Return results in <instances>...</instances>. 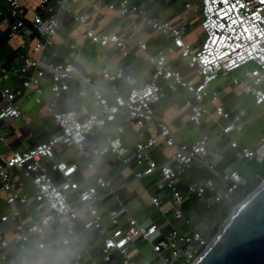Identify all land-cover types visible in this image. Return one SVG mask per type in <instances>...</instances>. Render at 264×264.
<instances>
[{
	"label": "built area",
	"instance_id": "1",
	"mask_svg": "<svg viewBox=\"0 0 264 264\" xmlns=\"http://www.w3.org/2000/svg\"><path fill=\"white\" fill-rule=\"evenodd\" d=\"M22 1L4 0L0 6L10 37L23 40L17 63H0V188L9 208L0 216V228L14 227L0 232V264H17L12 252L31 247L42 252V264H194L242 203L236 201L248 181L233 164L220 166L224 154L215 139L204 134L193 143L180 142L156 108L169 95H178L189 110L187 123L195 129L208 120L220 130L217 139L241 133L256 116L249 118L245 109L234 113L219 103L222 92L214 85L222 79L241 86L260 109L258 117L264 116V0H184L185 15L177 22L150 14L156 0H95L94 7L83 11L74 0H41L34 29L25 25ZM105 11L123 20L124 35L100 28ZM62 15L84 29L82 42L69 44L66 53L56 50L54 42ZM192 18H198L204 32L199 48L188 40ZM143 28L158 32L166 43L151 47L140 39ZM86 45L114 46L122 60L139 51L144 66L151 67L148 81L138 83L133 63L115 71L103 67L101 80L85 74L81 60ZM249 64L254 67L245 70L246 80L234 75ZM72 91L77 103L60 107ZM30 104L52 122L28 116ZM152 124L157 136L145 133ZM130 131L138 136L133 145ZM29 136H36L33 146H28L33 142ZM161 145L173 149L166 161L152 155ZM231 148L238 149L242 161L264 162V135L251 147L232 141ZM100 164L123 169L107 179ZM197 165L211 176L181 190L183 176ZM89 172L96 173L94 183L86 179ZM146 181L153 182L154 192L146 189ZM134 183L145 186L154 208L164 215L173 212L179 221L185 219L183 205L194 198L212 212L210 226L186 224L187 232L172 227L165 233L152 221L140 223L122 197ZM166 191L170 207H165ZM141 242L149 252L137 246Z\"/></svg>",
	"mask_w": 264,
	"mask_h": 264
},
{
	"label": "crops",
	"instance_id": "2",
	"mask_svg": "<svg viewBox=\"0 0 264 264\" xmlns=\"http://www.w3.org/2000/svg\"><path fill=\"white\" fill-rule=\"evenodd\" d=\"M112 2L118 0H109ZM40 2L41 0H23V7L25 14L23 15V19L25 25L28 28L34 29L33 17L35 13H38L40 10ZM4 3V0H0V6ZM74 3L77 9L83 11L95 6V0H74ZM150 14L158 17L160 21H179L185 15L184 9V0H156V2L150 7ZM0 21H4L0 27V63L3 65L16 64L19 56L22 53L21 45L22 38L20 37H10V29L8 22L4 19H0ZM62 26L58 32V35L54 38L56 50L61 53H66V50L72 42H82V36L84 35V29L71 21L67 15L61 16ZM191 24L194 25L190 31L188 40L191 41L196 48H199L198 41L201 37H204L203 30L198 26V18H192L190 20ZM199 27V28H198ZM100 28L107 33L110 34H119L124 35L126 30L124 29V23L122 19H119L116 15L108 13L105 11V17L100 23ZM201 32L199 36L198 32ZM38 38L41 41H44L45 38L40 34H37ZM198 35L199 37H196ZM140 39L144 42H147L151 47L156 45H164L166 43L165 38L159 34L158 32H153L148 29L143 28L140 32ZM205 39V37H204ZM133 63L137 69L134 71V76L137 78L138 83H142L143 81H148V78L151 73L150 66H144V58L141 56V53L135 50L132 53V57L127 60H122L119 56L118 51L114 46H108L106 48H102L100 46H91L86 45V52L84 54L83 59L81 60V66L83 72L87 75L92 76L93 78L100 79V73L103 67H108L111 71H115L117 67L122 65H127ZM254 67V64H249L245 68L239 69L234 72V75L237 76L241 80H246L245 70L251 69ZM180 70L183 72H188V69L184 66H178ZM214 87L221 90V96L219 98V103L221 105L227 106L234 113H238L240 110H247V114L249 118L256 116V119L249 123L241 133H234L229 137H223L222 139H217L220 130L210 124L208 120L204 121V126L201 130L195 129L193 126L189 125L188 115L189 110L183 104L180 97L178 95H169L166 99L162 101V104L156 108V113L165 119L170 125L176 130L177 138L180 142L183 143H193L195 140L201 138L204 134H208L211 138L215 139L216 145L222 150L224 154V161L221 163V167H224L228 164H233L249 181V166L245 163L253 162H245L241 159L237 158L238 149L231 148V142L237 141L240 146H253L255 145L262 135H264V116H260V109L254 105V101L252 98L246 95L243 92L241 86H233L230 82L223 81L220 79L215 83ZM264 89V86L262 85ZM74 91L65 95V99L63 103H61L60 107L65 106L68 103H77L78 100L74 99ZM71 104V105H72ZM26 113L28 116L38 121L42 118L44 113L41 112L39 106H35L30 104L27 107ZM190 127V130L181 135V132L185 130V128ZM147 135L157 136L156 125L152 124L150 127L146 128ZM40 140H46L49 136L38 135ZM36 136L31 137L33 141L28 146H33L35 141L37 142ZM128 140L131 145L134 144V141L138 140L137 133L135 131H130L128 134ZM24 149V148H22ZM173 154V149L164 147L161 145L160 148H157L153 153V157L160 160L166 161ZM109 168L108 172L103 174V170ZM100 174L107 178L113 179L117 174L119 169H123V166H117L116 169L111 165H99ZM211 176L206 168L201 165L195 166L191 171L186 173L183 176V181L179 184V188L181 190H185L187 183L203 181ZM96 177V173L89 172L86 174V179L90 183H94ZM127 177L130 181H133L134 177L132 174L127 172ZM263 180V179H262ZM153 182L146 181L144 185L147 190L150 192L155 191V187L152 184ZM248 184V183H247ZM27 185H30V182L27 181ZM145 186L141 184L134 183L127 192L122 194L124 202L129 203L128 208L131 212L132 217L136 218L140 223H149L150 221L157 224L163 232H168L172 227L181 228L182 226L188 224V226H195L197 224L201 225L203 228L207 226L206 224L210 219H212V212L209 210H204L202 206H199L197 200L194 198H190L182 207L184 211V220H177L173 214L170 212L169 214L164 215L161 210H157L154 208L150 201L149 192L145 191ZM33 188L30 187V191ZM163 199L165 203V207L172 206V201L170 198V192L166 191L163 193ZM5 194L0 188V216L9 212V208L5 205ZM218 210V209H217ZM209 215L202 221V215ZM173 214V215H171ZM171 215V217H169ZM191 215L196 216V220H191L189 217ZM123 225H126V221H123ZM14 227L11 224H6L3 228H0V232L3 231H12ZM79 231L82 230V225L79 224ZM11 232V236H12ZM145 244V242L138 243L137 246L142 249L140 246ZM144 251L147 253L150 251L148 245L144 248ZM134 252L132 251V255ZM12 255L15 259H17V264H42L43 263V254L41 251L35 248H29L26 252H16L13 251ZM139 259V257H136Z\"/></svg>",
	"mask_w": 264,
	"mask_h": 264
},
{
	"label": "water",
	"instance_id": "3",
	"mask_svg": "<svg viewBox=\"0 0 264 264\" xmlns=\"http://www.w3.org/2000/svg\"><path fill=\"white\" fill-rule=\"evenodd\" d=\"M181 229L189 231L187 225ZM194 264H264V180L220 226Z\"/></svg>",
	"mask_w": 264,
	"mask_h": 264
},
{
	"label": "rangeland",
	"instance_id": "4",
	"mask_svg": "<svg viewBox=\"0 0 264 264\" xmlns=\"http://www.w3.org/2000/svg\"><path fill=\"white\" fill-rule=\"evenodd\" d=\"M194 20H195V18H194ZM0 34H1V32H0ZM196 37H199L198 35H196ZM203 41H204V37H201L200 38V40L198 41V46H200L201 47V45H202V43H203ZM238 72V71H237ZM262 85L264 86V75L262 76ZM43 122H44V124H50L51 122H52V118L50 117V116H47V115H44L43 116ZM190 130V127H188V128H185V130H183L182 132H181V135H184L185 133H187L188 131ZM28 139H31V136H29L28 137ZM245 164H247L248 166H249V178H251V180L253 181V182H251V183H256V182H258V181H260L262 178H263V176H264V162H258V161H253V162H249V163H245ZM109 171V168L107 167L106 169H104L102 172H103V174H105V172H108ZM262 181L263 180H261L260 182H259V184H258V186L262 183ZM258 186L255 188V189H257L258 188ZM230 208H231V206H225V211H229L230 210ZM214 212H216V211H218L217 210V208H215L214 210H213ZM223 211V210H222ZM220 213H222V212H218V215L220 214ZM171 215H173V214H171ZM171 215H169V217H171ZM209 215V213L208 214H203L202 215V221L207 217ZM229 218V216L227 217V219ZM189 219H191V220H196L197 218H196V216L195 215H191L190 217H189ZM225 221V220H224ZM210 224H211V219L208 221V223L206 224L207 226H210ZM206 227V226H205ZM220 230V229H219ZM147 245V243H143V245H141L140 247L143 249L145 246ZM153 256V252H151V253H149L148 255H147V259H150L151 257Z\"/></svg>",
	"mask_w": 264,
	"mask_h": 264
},
{
	"label": "trees",
	"instance_id": "5",
	"mask_svg": "<svg viewBox=\"0 0 264 264\" xmlns=\"http://www.w3.org/2000/svg\"><path fill=\"white\" fill-rule=\"evenodd\" d=\"M198 34L200 36L201 35V32L199 31ZM262 179H264V176H263ZM260 181H258L256 183H251L253 181L251 179H249L248 184L241 191L243 194L240 195V197L237 199L236 202L237 203H241L243 200H245L255 190V188L258 186V184H259ZM225 217H227L226 214L223 216L222 219H224Z\"/></svg>",
	"mask_w": 264,
	"mask_h": 264
},
{
	"label": "snow or ice",
	"instance_id": "6",
	"mask_svg": "<svg viewBox=\"0 0 264 264\" xmlns=\"http://www.w3.org/2000/svg\"><path fill=\"white\" fill-rule=\"evenodd\" d=\"M224 2H227V0H224ZM222 19H227V16H222Z\"/></svg>",
	"mask_w": 264,
	"mask_h": 264
}]
</instances>
